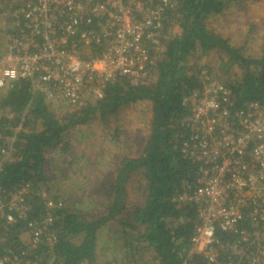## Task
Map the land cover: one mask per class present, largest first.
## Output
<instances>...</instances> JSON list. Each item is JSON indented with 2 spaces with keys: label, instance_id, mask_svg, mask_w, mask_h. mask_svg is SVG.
<instances>
[{
  "label": "trees",
  "instance_id": "16d2710c",
  "mask_svg": "<svg viewBox=\"0 0 264 264\" xmlns=\"http://www.w3.org/2000/svg\"><path fill=\"white\" fill-rule=\"evenodd\" d=\"M238 1L174 0L176 9L168 12L163 24L164 51L149 67L150 79L133 85L120 77L106 86L99 101H63L72 108L62 116L55 115L51 104L40 95H32L28 82L16 81L0 90V185L5 192L25 189V204L30 206L24 217L12 215V224L0 223V258L12 255L21 264H25V257L28 264H183L188 257V264H200L196 255L188 254L198 226L196 207L174 200L194 191L198 167L181 153L189 140L182 122L189 112L182 101L202 91V71L212 73L208 65L191 63V57L215 52L220 54V63L218 74L212 75L216 80L223 76L220 82L231 91L236 107L248 101L264 107V50L259 57L244 56L241 48H234L205 25L208 17L228 11ZM11 25L12 19L4 30L0 29V41ZM174 26L177 33L172 34ZM235 68L237 72L231 77L230 71ZM141 102L149 104L150 112L145 143L137 156H123L109 179H103L105 183L98 188L87 187L82 197L87 206L99 202L92 217L84 215L77 205L80 202L70 200L78 195L76 188L45 196L52 189L44 167L47 150L58 148V154H65L66 132L90 123L116 139L119 129L112 134L110 119L116 118L121 109ZM93 172L96 178L101 174L94 166ZM136 176L140 184L133 194L138 196V205L128 204V190ZM49 200L60 206L50 209L46 203ZM47 214L55 239L48 244L41 238L25 256L28 224L42 222ZM105 233L107 238L102 239ZM217 234L220 242L227 240V236ZM98 250L107 255L102 261Z\"/></svg>",
  "mask_w": 264,
  "mask_h": 264
},
{
  "label": "built area",
  "instance_id": "2783aa9c",
  "mask_svg": "<svg viewBox=\"0 0 264 264\" xmlns=\"http://www.w3.org/2000/svg\"><path fill=\"white\" fill-rule=\"evenodd\" d=\"M175 9L174 0H13L0 90L25 81L45 103L81 104L101 100L120 77L133 85L149 80V67L164 51L163 24ZM201 75L202 91L182 101L189 140L181 153L198 165L196 186L174 199L196 207L188 254L200 264H264V107L253 101L236 107L226 85L212 73ZM25 193L0 185V223L25 216ZM49 214L28 224L25 256L41 238L55 239ZM0 264L21 263L11 255Z\"/></svg>",
  "mask_w": 264,
  "mask_h": 264
},
{
  "label": "rangeland",
  "instance_id": "374dc122",
  "mask_svg": "<svg viewBox=\"0 0 264 264\" xmlns=\"http://www.w3.org/2000/svg\"><path fill=\"white\" fill-rule=\"evenodd\" d=\"M12 5L13 0H0L1 30L5 29L6 23L10 20L7 14L10 12ZM205 25L209 30L229 40L234 48H241L244 56L259 57L264 50V0L254 3L250 0H239L228 11L208 17ZM5 33L6 31L4 36ZM171 33H177L175 26L172 27ZM0 36L1 39V32ZM4 44L3 39L0 41V50L2 49V51ZM219 56L220 54L215 52L203 56L196 53L191 57V63L200 66L208 65L215 75L218 74ZM1 59L2 57L0 61ZM236 72V68L231 69V77H234ZM219 77L218 80L224 79L223 76ZM49 107L58 116H62L66 112L65 110L72 108L65 106L63 103L49 105ZM1 112L0 109V115ZM149 115V104L146 102L136 103L121 109L116 118L110 119L109 129L112 130V134L115 129H119L118 137L116 139L112 138L113 140L106 135V133L111 135L108 131L104 135V132L95 129L91 123L67 131L65 141L68 144V149L65 154H58V148L49 149L45 152L46 164L44 167L50 179L49 186H52L49 192L46 191L45 196L54 195V191L58 195L64 190L68 193L72 191L71 187L76 188L75 191L78 195H72L70 200L80 202L77 205L84 215L92 217L98 211L99 202L92 200L96 206L91 208L87 206V200L82 199L88 191L87 187L90 189L98 188L101 183H105L106 181H103V179H109L110 174L112 175V172L115 171L118 161L123 156L135 157L139 154L148 133ZM93 166L101 170V174L97 175V178L93 172ZM54 183L58 184L57 187L60 186V188L57 189ZM139 184L140 179L137 176L132 179L130 190H128V199L130 200L128 204L137 202L138 205V196L133 193ZM42 191L45 192V188H42ZM106 234L101 238H107ZM97 254L101 255V250H98ZM105 257L107 255H101L99 257L100 261Z\"/></svg>",
  "mask_w": 264,
  "mask_h": 264
},
{
  "label": "crops",
  "instance_id": "0c3cea01",
  "mask_svg": "<svg viewBox=\"0 0 264 264\" xmlns=\"http://www.w3.org/2000/svg\"><path fill=\"white\" fill-rule=\"evenodd\" d=\"M127 157V156H126Z\"/></svg>",
  "mask_w": 264,
  "mask_h": 264
}]
</instances>
